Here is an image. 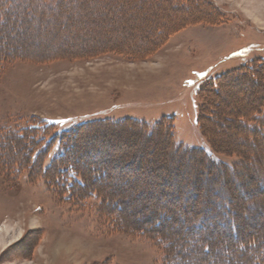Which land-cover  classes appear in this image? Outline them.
Returning <instances> with one entry per match:
<instances>
[{"label": "rangeland", "instance_id": "obj_1", "mask_svg": "<svg viewBox=\"0 0 264 264\" xmlns=\"http://www.w3.org/2000/svg\"><path fill=\"white\" fill-rule=\"evenodd\" d=\"M10 2L13 26L2 41L15 56L0 58V234L8 226L0 236V264H162V251L136 228L162 223L163 209L170 212V228L163 229L175 242L177 261L256 264L254 253L239 263L241 253L234 259L222 250L219 240L238 242L228 240L225 230L193 247L204 231L194 229L199 218L191 194L201 196L209 186L207 167L174 150L209 151L210 137L219 153L243 150L247 166L264 170V141H250L235 120L264 93L262 73L226 80L220 94L207 96L214 79L264 63V0H18V7ZM103 2L114 9L100 12ZM205 101L217 114L211 122L205 118L212 114L202 115ZM44 121L53 125L45 132ZM159 123L166 125L171 148L165 131L153 133ZM81 124L74 138H54ZM31 126L38 128L32 136ZM64 144L67 162L82 164L84 173L107 168L95 170L106 173L105 182L93 181L117 205L105 207L98 195L79 202L64 197V185L53 174ZM212 156L228 164L237 160ZM192 167L200 171L197 192L183 178V170ZM244 172L237 182L264 177ZM210 185L223 188L217 180ZM257 198L245 201L249 215L242 223L264 243V198ZM182 212L194 224L180 225ZM205 245L221 252V263L203 256Z\"/></svg>", "mask_w": 264, "mask_h": 264}, {"label": "trees", "instance_id": "obj_2", "mask_svg": "<svg viewBox=\"0 0 264 264\" xmlns=\"http://www.w3.org/2000/svg\"><path fill=\"white\" fill-rule=\"evenodd\" d=\"M10 1H12V4L13 3L15 4V7H18L19 5L18 0H8V1L0 0V58L4 60H8V58H10L11 56H15V54L7 53V50L3 46V41H2V35L3 36L6 35V33L8 32V28L13 26L12 13L7 8L8 7L7 3L11 4ZM53 3L58 5L59 0H51V4ZM161 3H167V0H161ZM102 6L103 8L99 10L102 13H105L106 11H110L114 9L113 7H115L114 4H109L105 2H103ZM82 11L83 10H81L80 12ZM87 13H90V12H87ZM238 71L229 72V73H226L218 77L217 79H214L213 82H211L210 85L207 86L208 88L207 96L208 97L211 96L210 94H215V95L220 94L222 92L221 89L223 88V82L226 80L229 81L231 78L236 79V76H237V79L241 78L245 80L247 77L249 79L250 77H256L257 79V77L260 75L259 73L261 72L262 73L261 80L264 85V63L262 60L257 63H252V64L250 63L248 65H245L243 68L240 69V72H239L240 74H238ZM238 82L239 81L237 80L236 83ZM251 83L256 85L255 81H251ZM201 92L204 95L206 93L204 89ZM204 103L206 104L204 106L202 115H205L206 112H208L207 115L212 114L211 116L208 115L207 118H205L207 122H211L212 117H214L217 114L216 112L211 111L210 109V107L212 106L211 103L209 102L207 103V101H205ZM263 111H264V93L262 94V96H260L258 101L255 100L250 105L246 104L243 106V109L241 110V112L244 115H242L241 117L236 115V119H235L236 125L239 124L240 127H243L242 129L247 130L249 134L248 139H250V141L252 142L264 141V112ZM137 125L139 127L144 126L143 124H137ZM211 125L213 124L211 123ZM42 126L45 127V128H42L44 132L47 131L48 128L53 127V125H50V123H47L45 121L43 122ZM83 126L84 124H81L79 126H75L74 128L72 127L66 131L62 130L60 133L56 132V136H54V138L57 136L60 138L62 134H65L64 135L65 137H69L72 134H75V132H77L78 130L82 129ZM165 127L166 125H163V123L156 124L155 126H153L154 128L153 133L160 132L161 130H163L167 134V130ZM29 130L30 132H32L31 133V136H32V134L35 133L34 130H38V128L36 126H31ZM246 130L244 131L245 133H247ZM166 134L164 135L168 139V142H169L168 145L170 146L169 148H171L172 145L174 146V143L172 142V139L169 137V135L168 134L166 135ZM207 140L209 142L208 144L211 145V146L209 145L210 147L209 151L203 148L201 149L195 148V149H191L188 152L189 153L188 154V153H184L185 151L182 152V151L174 150L177 153H181V155H186V157L190 156L191 158H193L195 156L196 158H198L197 160L198 163H201L203 161L206 164L205 166L207 167V171L205 173L206 176L208 175L206 183L209 184V186H207V188L205 189L204 193L201 196L195 195L194 193L191 194V196L194 197L193 200L196 204L193 212L199 218L198 223L194 224V222H191L187 218L185 219V214L182 212V216L181 218H179L180 225H182V223L185 225H189V224L191 225V223H193L194 229H196L195 231L197 232L200 230L204 231V234H202L203 235L202 239L201 240L199 239L200 242L197 241L198 240L197 239L196 241L192 243L194 248L195 247L197 248V244L202 243V241L205 242L206 240L205 238H209V236H212L214 232L219 233V231L225 230L224 232L228 240L230 238L232 239L238 238L237 240L238 242L234 243L233 241H224L223 240L224 238H223L222 240L218 241L222 250L233 253L234 259L239 258L238 259L239 263L245 262V260L250 259L251 256L249 255L247 257V253H254L255 256H253V260L256 259V264H264V243H262L259 240L260 238H258L259 237L258 235L249 234L248 229L245 228L243 226L244 224L242 223L244 217L249 215V214L246 215V213H244V210L249 208L248 206L246 208L245 201L250 198H256L257 200H258L257 197L264 198V177L260 181H256V179L253 178L254 176L241 180L240 183L236 181V178L242 177V174L244 171H245L244 173H247L249 175H254L252 173L260 174V173H264V170L261 171L260 169H257V167L254 165L247 166L248 163L246 161H248V158H247L248 155L246 154L245 151L239 150L236 148H231L229 151L231 155L227 156L224 153H219L218 151H216L210 137H208ZM65 144H68V143L65 142ZM65 144L62 147L64 152H62V154H60L58 158L56 159L57 166L55 167L57 170L55 173L52 172L55 175V179L59 180L60 178V184L64 185L63 189H61L63 192H66L64 194V197H66L68 200L71 199V200H76L79 202V201L84 200L87 196L92 198L98 195L99 200L104 201L105 207H107V205L109 204H111V206L117 205L115 202L116 200L115 201L111 200L110 194L108 195V192L102 191V189L98 187L100 183L97 184L93 181V179L98 178L99 180L103 179L102 181H100L101 183L103 181L105 182L106 178L104 176H106V173L101 175V174L96 173L95 170L101 169L102 171H106L107 168L105 169L99 166L90 167V168L87 167L88 170H85V173H84L83 171L84 166H82V164L81 166H79V164L76 163L75 160H70V162H67L68 160H66V156L68 155L70 151H69V147H67ZM215 154L223 155L227 157H235L237 160L233 164H228V163L221 162L219 160L214 159L212 155H215ZM239 166L242 169L236 171V169ZM54 168L49 167L50 170ZM181 169L182 168H180V170ZM45 171L46 169L43 170L44 173H46ZM183 173L186 176V177H183V178H186L185 179L186 184L192 187L191 188L192 191L197 192V185L195 183L197 181L200 182V178H201V177H198V175L200 174L198 167H192L191 172L185 169L183 170ZM85 175H88L89 177H91V180H92L91 183H88L85 181L86 180L84 177ZM181 177H182V174H181ZM61 180L65 181V183H63V181ZM216 180L220 183V185L223 186V188H218L217 190V188L213 187L212 189V186L210 185V183ZM188 181L189 183H187ZM130 184H128L127 186L130 187L132 185ZM208 195H210V197ZM198 198L200 201L196 203V201H198ZM204 198L206 199L205 201H203ZM222 207H224V212L220 211ZM259 208L264 209L263 205H260ZM259 208L258 210H256L258 213H260ZM161 211H162L161 215L164 214V216L161 217L162 223H157L152 228L137 226L136 230L137 232H139L140 236H143L151 240L153 243H155V246L159 248V250L162 251L163 253V261H162L163 263L162 264H187L185 261H180L181 260L180 258L177 261L176 252H175L177 250L176 248H174L175 242L173 243L168 239L169 232L168 231L164 232V229H163L167 227L170 228V223L167 218L170 212H166L165 209ZM190 212L191 210L187 211V213H190ZM226 212H228L229 215ZM116 214L118 215L119 213L117 212ZM189 215H193V214L190 213ZM250 216L252 217L253 214ZM203 222L210 224L209 225L211 227L210 231H207V224L205 225V227H202L200 225ZM140 223L142 224L141 221H139L138 224ZM221 223H225V226ZM260 223L261 222H259V225ZM183 235H186V234H183ZM201 250H202L203 256L209 257V259L212 261H215V260L220 261L221 263V258H222L221 252L219 251L211 252L209 250V246H206V245L205 247L203 246ZM260 251H262V256L258 254L260 253ZM239 253L241 254L239 255ZM237 254L239 256H237ZM200 261L201 259L199 261L197 260L198 264H201Z\"/></svg>", "mask_w": 264, "mask_h": 264}, {"label": "bare ground", "instance_id": "obj_3", "mask_svg": "<svg viewBox=\"0 0 264 264\" xmlns=\"http://www.w3.org/2000/svg\"><path fill=\"white\" fill-rule=\"evenodd\" d=\"M181 19V18H180ZM196 20V19H195ZM199 20V19H198ZM189 21V20H188ZM190 22H191V20H190ZM182 23L183 22H179L178 24H175L174 26H173V30H175V29H178V28H180L181 26H182ZM172 29V28H171ZM113 140V139H112ZM120 151V150H119ZM82 154V153H81ZM129 154V153H128ZM127 154V155H128ZM139 159H141V158H139ZM92 160H90V162H91ZM105 161V160H104ZM139 161V160H138ZM142 161H143V159H142ZM88 162V161H87ZM93 163V162H92ZM130 184V183H129ZM7 230H8V226H4V229L2 230L3 232H1V234H0V236H3L4 235V233H7Z\"/></svg>", "mask_w": 264, "mask_h": 264}]
</instances>
